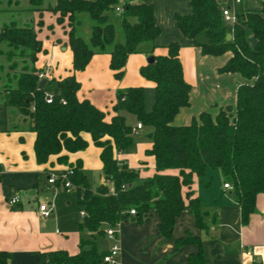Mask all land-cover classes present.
I'll list each match as a JSON object with an SVG mask.
<instances>
[{
	"label": "trees",
	"instance_id": "obj_1",
	"mask_svg": "<svg viewBox=\"0 0 264 264\" xmlns=\"http://www.w3.org/2000/svg\"><path fill=\"white\" fill-rule=\"evenodd\" d=\"M191 13L175 17L181 34L198 46L204 55L221 56L232 52L220 73H237L247 80L236 90V105L231 110H218L212 117L202 111L187 125L173 124L175 115L189 105L191 86L183 78L178 57L179 45L168 43L165 55L153 56L152 62L140 67L142 77L154 86V104L150 112L144 109V91L141 86L120 89L113 109L116 115L108 122L106 114L88 100H79L80 82L76 75L48 80L40 86L35 64L42 51L33 27H19L13 22L0 31V90L6 93V104L16 106L30 117L36 133L34 150L39 164H45L53 155L63 151H84L88 142L82 133L92 136L94 144L102 149L104 183L95 189L84 173L81 161L68 163L62 154L58 161L70 166L69 180L76 190L80 211L86 212L79 227L90 232L81 238L77 254L66 250L40 253L41 264H107L97 246L96 237L105 233V227L129 219L140 222L153 210L159 218L161 235L169 238L175 218L190 208L194 223L201 229L202 208L198 197L190 191L193 175L203 178L207 169L218 168L225 182L232 184L234 201L240 206V220L247 223L255 211V197L264 192V1L256 12L241 13L232 28V39H226L227 25L221 22L216 0H189ZM121 7L122 12L116 8ZM53 11H59V21L68 16L69 43L73 53L74 70H83L95 53L109 52L110 68L116 79L123 77V68L129 55L138 52L144 42H153L160 34L154 22V9L149 4L131 0H57ZM88 13L93 21L90 40L76 34V16ZM120 19L123 41H116L114 18ZM136 18L134 23L129 18ZM246 30L250 37L246 36ZM202 38L203 40H198ZM256 45L251 47L250 38ZM52 101H46V94ZM34 108V109H33ZM126 111L152 128L151 149L156 172L138 182V173L115 157L133 143L132 127L122 112ZM168 169L178 170L177 175L164 174ZM111 184L113 191L111 190ZM186 187L185 195L181 190ZM186 199V201H185ZM136 211L135 215L130 213ZM105 226V227H104ZM186 242L199 244V239L187 235L177 245ZM10 254H0V264H8ZM189 264H207L201 249L188 256ZM258 264V263H253Z\"/></svg>",
	"mask_w": 264,
	"mask_h": 264
},
{
	"label": "crops",
	"instance_id": "obj_2",
	"mask_svg": "<svg viewBox=\"0 0 264 264\" xmlns=\"http://www.w3.org/2000/svg\"><path fill=\"white\" fill-rule=\"evenodd\" d=\"M263 1L239 0L236 4L234 0H216V3L221 7L232 6L241 14L260 11ZM141 2L154 9V22L160 27V34L153 42L141 43L138 52L129 55L120 80L116 79L115 72L110 68L111 56L107 51L95 53L85 69L74 70L73 53L68 42L71 27L68 16L60 22L61 13L53 11L57 0H0V31L12 22L19 27H33L37 40L42 43V51L37 55L35 66L45 72L46 82L75 74L80 82L78 99L93 103L106 114L108 122L116 115L113 107L120 89L141 86L145 112L151 111L155 102L154 86L142 77L139 70L148 64L150 55H165V46L170 42L179 45L178 57L183 78L191 86L189 105L178 111L173 124L187 125L202 111L212 117L220 109H230L233 113L236 90L247 80L237 73L219 72L232 52L226 51L221 56L204 55L198 46H192V41L178 30L175 17L191 13L189 0H131V4ZM129 21L134 23L136 18H129ZM92 24L88 13L77 14L75 32L85 42L90 40ZM115 28L116 38L119 31L123 35L120 19ZM231 32L232 29L227 26L230 39ZM245 33L250 37L248 30ZM198 40L203 39L198 37ZM122 114L132 130L137 127L140 122L137 117L126 111ZM129 119H135L136 122L131 124ZM31 124L30 117L22 114L16 106L6 104V93L0 90V254L3 251L10 254L8 264H41L40 253L50 250H66L69 254H77L80 239H87L91 235L79 227L83 216L76 190L66 189L60 182L55 185L47 182L51 174H59L70 168L68 164L58 161L62 154L68 156L71 165L81 161L92 189L104 183L100 158L102 149L94 144L90 134L82 133L88 142L84 151H63L61 155L51 156L45 164H39L34 150L37 136ZM149 134H153L152 128L142 124L137 134L133 133L132 145L115 155L120 164L125 163L138 173L140 181L156 172L154 157L146 154L152 145ZM162 173L177 175L178 170L168 169ZM224 183L218 168L207 169L205 176L200 179L193 175L190 191L199 199L205 228L196 226L190 208L175 218L169 238L161 235L159 218L153 210L140 222L135 219L120 222L118 239L121 264H189L188 256L199 248L207 264H264V192L256 195L255 211L244 224L240 220V206L233 199V191L224 188ZM185 191L186 187L181 190L183 196ZM16 196L20 202L10 204L11 198ZM73 198L76 199L79 212L78 220L65 210L71 207ZM47 202L52 206V214L43 218L39 213V205ZM52 216L55 231L49 232L47 224ZM187 235L199 239V244L186 242L178 246L176 241ZM96 242L102 251H108L113 243L106 238L105 233L98 235Z\"/></svg>",
	"mask_w": 264,
	"mask_h": 264
},
{
	"label": "built area",
	"instance_id": "obj_3",
	"mask_svg": "<svg viewBox=\"0 0 264 264\" xmlns=\"http://www.w3.org/2000/svg\"><path fill=\"white\" fill-rule=\"evenodd\" d=\"M234 2L236 4L239 3V0H234ZM117 12H122V8L118 7L116 8ZM220 13H221V22H223L224 25L229 26L231 29L233 28V26L238 22L237 19L240 16V14L238 13V11L232 7V6H222L220 9ZM39 77L40 80H43V78H46V74L45 72H41L39 73ZM46 101L47 102H51L52 101V94L47 93L46 94ZM34 109V108H33ZM142 127V123H138L137 127L134 128L132 130V133L137 134V129ZM71 171H69L68 169L61 171V173L59 174H51L48 177L47 182H49L50 184L55 185L56 183L60 182L61 185H63L66 189H73L74 186L72 184V182L69 180V175H70ZM224 188H227L228 190L232 189V184L225 182L223 184ZM111 190L113 191V186L111 184ZM20 202V199L18 198V196L11 198L10 204H16ZM52 206H50L47 203H41L39 205V213H41V216L43 218H47L48 216H50L52 213ZM82 216L86 215V212H84L83 210L80 211ZM130 213L132 215L136 214V211L134 209H131ZM119 223L115 224V225H109L106 230H105V235L106 238L108 240H111L113 243L110 246V248L108 249L107 253L103 256L104 258V262L107 264H121V246H120V242L118 239V233H119Z\"/></svg>",
	"mask_w": 264,
	"mask_h": 264
},
{
	"label": "rangeland",
	"instance_id": "obj_4",
	"mask_svg": "<svg viewBox=\"0 0 264 264\" xmlns=\"http://www.w3.org/2000/svg\"><path fill=\"white\" fill-rule=\"evenodd\" d=\"M86 17L88 16V15H86V14H84ZM118 21H119V18H114L113 19V23H114V25H117V23H118ZM121 30V29H120ZM122 38H123V35H122V33L120 34V31H119V33H118V35H117V38H116V41H122ZM0 49H3V50H7V48H6V45H4V44H0ZM0 60H4V57L2 56L1 57V55H0ZM231 113H232V111H231ZM129 122L131 123V124H133V123H135L136 122V120L135 119H129ZM70 168H68V170H69ZM142 181V180H141ZM138 182H140V180L138 181ZM75 195V194H74ZM75 197V196H74ZM76 198V197H75ZM75 198H73V200H72V205H71V207L69 208V207H66V212H70L71 213V215H74L76 218H77V220L80 218L79 217V212H78V209H77V204H76V199ZM63 199V198H62ZM68 208V209H67ZM54 216H52V217H50L49 219H50V221L48 222V224H47V229L49 230V232H54L55 231V223H54V219H52Z\"/></svg>",
	"mask_w": 264,
	"mask_h": 264
},
{
	"label": "water",
	"instance_id": "obj_5",
	"mask_svg": "<svg viewBox=\"0 0 264 264\" xmlns=\"http://www.w3.org/2000/svg\"><path fill=\"white\" fill-rule=\"evenodd\" d=\"M229 36H230V35L227 33L226 36H225L227 40L230 39ZM249 43H250L251 47H254V46L256 45V41H255V39L252 38V37L249 39ZM152 60H153V56L150 55V56L148 57V59H147V63L149 64V62H152ZM45 83H46V79L43 78V80H41V82H40V86L43 87V86L45 85ZM148 137L151 138L152 135L149 134Z\"/></svg>",
	"mask_w": 264,
	"mask_h": 264
}]
</instances>
